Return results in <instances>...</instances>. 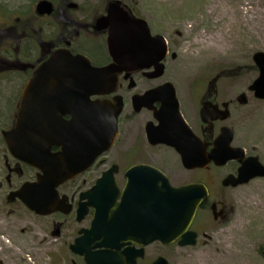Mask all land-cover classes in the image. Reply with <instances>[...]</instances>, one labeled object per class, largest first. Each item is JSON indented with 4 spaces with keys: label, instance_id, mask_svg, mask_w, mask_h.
<instances>
[{
    "label": "flooded vegetation",
    "instance_id": "1",
    "mask_svg": "<svg viewBox=\"0 0 264 264\" xmlns=\"http://www.w3.org/2000/svg\"><path fill=\"white\" fill-rule=\"evenodd\" d=\"M116 1L129 17L147 22L152 38L113 43L118 61L110 29L98 27ZM157 36L166 44L162 74ZM173 47L119 0H0V218L12 224L18 212L27 214L38 230L35 249L48 264H208L211 243L233 244L244 233L264 259V132L251 122L264 112V99L256 97L255 81L247 92L224 87L230 73L169 77L170 59L178 58ZM57 56L64 61L52 66L56 70L41 72ZM86 62L106 74L89 77ZM112 73L117 87L108 92ZM96 89L101 94H90ZM98 102L107 113L123 106L112 146L56 188L51 201L35 191H42L44 172L10 146L23 108L29 153L39 163L59 158L64 148L71 173L95 155L93 148L85 151L84 127H95ZM167 185L187 193L184 201H194L204 186L206 204L187 228L186 211L166 215L168 229L153 239L151 229L162 224L155 222L154 197ZM26 187L35 209L22 199ZM103 240L110 247L101 246Z\"/></svg>",
    "mask_w": 264,
    "mask_h": 264
},
{
    "label": "rangeland",
    "instance_id": "2",
    "mask_svg": "<svg viewBox=\"0 0 264 264\" xmlns=\"http://www.w3.org/2000/svg\"><path fill=\"white\" fill-rule=\"evenodd\" d=\"M119 1L146 19L155 34L172 40L178 58L170 59L169 77L191 81L230 73L224 79V87L234 86L246 92L258 79L253 58L258 51H264V0ZM108 2L111 0H103L104 5ZM259 115L251 122L262 133L264 112ZM12 221L7 224L0 218V230L12 246L3 250L0 264H13L11 254L17 250H24L26 256L16 264H48L47 256H40L35 249L38 230L34 221L24 212H18ZM237 236L233 244L227 241V246L211 243L208 264H264L256 250L251 251L245 233Z\"/></svg>",
    "mask_w": 264,
    "mask_h": 264
},
{
    "label": "water",
    "instance_id": "3",
    "mask_svg": "<svg viewBox=\"0 0 264 264\" xmlns=\"http://www.w3.org/2000/svg\"><path fill=\"white\" fill-rule=\"evenodd\" d=\"M120 2H112L109 14L107 17L101 18V20L98 23L99 29L101 28H109L110 29V37L109 40L111 42L110 51L112 53V57L116 61H118V58L121 57V52L117 49H114L112 47L113 43L115 42H124L128 41L130 44L135 40H139L140 42L145 41L146 39H152L151 33H150V27H148L147 22L143 19L139 18H131L128 16L127 12L119 6ZM156 41L159 42V48L156 51L157 54V61H156V69L158 71H161V74L163 73V64L162 59L165 56L166 53V44L165 39L161 36H157ZM62 54L61 52L58 53V55ZM149 53L147 52L141 53L142 57H146ZM78 60V59H77ZM64 61V58L62 56H57V58L53 59L50 64H48L45 67V70L42 69L41 72H54L56 69L53 68L54 66L58 65V62ZM87 67L89 65V72L87 73L89 77L96 76L104 71L107 72V70H95L93 69L88 62ZM254 63L256 67L259 69V77L255 81L254 85L252 86V89L256 91V97L258 99H264V51H258V53L254 54ZM53 66V67H52ZM60 69V67L57 68V71ZM117 78L116 73H112V80H111V89L108 92H113L117 87ZM171 85V84H170ZM169 86V85H168ZM101 94L100 90L96 89L90 92V94ZM93 114L97 115L94 117V120L90 122L95 127L93 129H85V140L87 141L85 144V151L92 149H95V155H93V159L90 162L87 163H80L75 164L79 166L78 170H75L71 173H66V165H65V153L64 148L63 152L61 153L59 158H43L38 159L39 163H37V160L33 158V156L29 153V131L30 128L28 126V116L27 112L25 110V107L23 108L21 119L19 122V125L17 126V129L12 134V136L17 137V140H14V142L10 146L12 148V151L14 155L19 157L25 162H28L30 164H35L38 166L43 172L44 176L40 178L39 187L42 188V191L35 190L37 193H44L45 197L49 196L51 201H54L56 199V188H58L60 185L65 183L66 181L74 178L75 176H78L83 171H85L86 168H88L91 164H93V160H95L96 157L106 153L112 146L113 139L117 135V121L118 116L121 114L123 106L120 103L117 106H114L113 112L107 113V107L105 104L96 103L93 104ZM85 123V121H83ZM84 125V124H83ZM97 126V127H96ZM89 141V143H88ZM94 141H99L100 143H96L94 145ZM64 146V145H63ZM107 175L112 178V174L110 172L107 173ZM30 190V188L26 187L24 189V197L22 198L25 204H27L30 208L35 209V206L29 205L28 198L25 193ZM50 194V195H49ZM187 194V193H186ZM182 189H172L169 185H167V189L165 193H159L157 196H155V201L153 203L154 205V214L157 216L155 218L156 223H162L157 224L151 231L154 233V238H162V233L165 232V229H168V227H164L165 222L168 220V216L166 215H172L176 213H184L186 211L188 215L187 219V225L183 228H187L188 225L191 223V221L194 218V214L196 210L198 209V206H205L204 199L207 198L208 192L204 186H200V189L196 191V199L194 201H188L183 199L184 195ZM126 199H130L129 195V188L125 192ZM155 195V194H154ZM110 209L114 210L113 202L110 206H108ZM99 210V208L97 209ZM153 214V213H152ZM114 218H117V216H114ZM186 220H184L185 222ZM101 237V234H98L95 238L99 239ZM81 240H84L82 238ZM104 242H101L100 245L103 247H110L109 242L106 240H103ZM89 264V262H88Z\"/></svg>",
    "mask_w": 264,
    "mask_h": 264
},
{
    "label": "bare ground",
    "instance_id": "4",
    "mask_svg": "<svg viewBox=\"0 0 264 264\" xmlns=\"http://www.w3.org/2000/svg\"><path fill=\"white\" fill-rule=\"evenodd\" d=\"M3 246H4V248H2L0 250V256L3 254L4 249H12V246L9 243L7 244L6 238L4 237V233L1 232V230H0V247H3ZM11 255L15 259V262L13 264H16L17 262H19L21 260H24V258L26 256V254L24 253V250H20V251L17 250L14 253L12 251Z\"/></svg>",
    "mask_w": 264,
    "mask_h": 264
}]
</instances>
